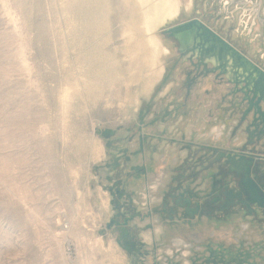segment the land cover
Here are the masks:
<instances>
[{"label": "rangeland", "instance_id": "rangeland-1", "mask_svg": "<svg viewBox=\"0 0 264 264\" xmlns=\"http://www.w3.org/2000/svg\"><path fill=\"white\" fill-rule=\"evenodd\" d=\"M177 1L155 31L167 51L145 93L133 0H0V264H264L256 223L232 229L217 212L183 223L179 210L171 220L161 211L164 195L169 207L227 188L225 166L202 149L236 148L219 118L226 87L181 61L164 31L199 19L264 69L241 0ZM214 127L225 129L215 143ZM161 168L155 203L147 186ZM160 228L166 239H142Z\"/></svg>", "mask_w": 264, "mask_h": 264}, {"label": "flooded vegetation", "instance_id": "flooded-vegetation-1", "mask_svg": "<svg viewBox=\"0 0 264 264\" xmlns=\"http://www.w3.org/2000/svg\"><path fill=\"white\" fill-rule=\"evenodd\" d=\"M239 2L242 7L240 8L238 6L237 8L242 9L241 13H243V15L245 16L244 19L241 20L242 25L245 27L244 31L247 33V35L251 34L253 37L262 38L264 42V0H241ZM247 58L250 59L249 57ZM250 60L258 65L252 59ZM193 63L195 64L196 62L193 61ZM190 66L194 70V72L197 73V75L206 76L203 75L204 68H195L191 64ZM258 66L262 70H264L260 65ZM210 75L213 76V79L217 84L226 87L225 92L222 94L219 101H217L218 109H221L219 118L222 119L225 124L229 123L230 126L228 127V139L230 142L234 141V145L236 146V148L232 150H226L224 148L210 147L207 149L203 148L202 151L205 152L208 157H210V161H213L216 164L222 163L225 166L228 175L231 177L229 186L225 189L218 190L210 200H205L204 203L200 201H192L189 197H177L174 199V204L167 207L166 203H164L165 195L161 198L160 201L158 194V198L156 200L157 202L160 201V206L162 207L161 211L168 214L167 218L169 220L173 219L179 211L180 213L178 214H180L181 219H178L177 222L182 220L183 223L185 221L192 223L190 222V220L199 217V214H203V216L205 217H211L214 212H217L218 214H220L221 219H225V217L227 216L233 218L234 221H232V224L230 225L232 229H235L234 227L236 226L238 221L242 220H247L249 223H256L260 229H264V227L261 228L260 226V224L264 225V196L261 197L258 194L252 192L249 186L247 187V185L245 184L243 176L231 171L230 162L232 163V161L227 162L225 157L227 155L233 157V161H235L234 164H239L236 161H238V158L240 156L244 157L245 159H252V164L249 166V174L247 177L262 191L264 195V116L260 117L259 115L254 114V107L249 110L248 101H241L240 98L242 96L240 94H231L232 87L228 85L222 77H217L215 74ZM147 102L149 104L153 101ZM141 105L142 102L138 104L136 113L139 112ZM165 107L168 106L166 105L164 106V108ZM260 111L263 113V108H260ZM151 115L153 117V115L155 114ZM224 127H226V125ZM224 132L225 129L222 131L220 130V128L214 127L212 129V134H214L216 139L212 140L213 143L218 142L219 139L223 137ZM241 136H243L242 139H240ZM146 146L148 145L146 144L145 147ZM184 146L185 148L188 147L187 145ZM221 154L224 155L221 156ZM186 199L190 201L189 205L184 202V200ZM157 219H159L160 221L159 216ZM145 223H150V220H147ZM144 227L146 226L144 225ZM143 233L144 232H142V239H144ZM147 233L150 238H145L144 241H149L150 246H152L154 244V240H156V237L158 238L159 235H156L155 237L154 232L151 229L148 230ZM168 235L169 233H167L166 238L168 237ZM234 240H236L235 237H233V239H229L230 245L235 246Z\"/></svg>", "mask_w": 264, "mask_h": 264}, {"label": "water", "instance_id": "water-1", "mask_svg": "<svg viewBox=\"0 0 264 264\" xmlns=\"http://www.w3.org/2000/svg\"><path fill=\"white\" fill-rule=\"evenodd\" d=\"M164 34L176 41L181 61H188L195 68H204L203 75L215 74L222 77L232 87L231 94H240L241 101H248L249 110L254 107V114L264 116V111L263 113L260 111V108L264 110V70L258 65L199 19H191L169 27ZM225 157L227 162L232 161L231 171L243 176L245 184L252 192L264 196L247 177L252 159L240 156L236 161L239 164H234L233 157L229 155ZM184 202L190 204L188 199Z\"/></svg>", "mask_w": 264, "mask_h": 264}, {"label": "bare ground", "instance_id": "bare-ground-1", "mask_svg": "<svg viewBox=\"0 0 264 264\" xmlns=\"http://www.w3.org/2000/svg\"><path fill=\"white\" fill-rule=\"evenodd\" d=\"M133 1L138 12V23L136 25V30L139 35V40L136 46H139V48L143 51V60L146 67V71L144 73L145 78L144 80L142 79L144 81L142 85V90L143 92L148 93L153 89L155 83L157 82L162 73V68L160 66V57L162 56V52L164 53L167 51V49L164 48L160 40L155 36V31L158 30L159 27L164 24L167 20L173 19V17H175V15L178 13L180 6L177 0ZM164 175L165 174L163 172V169L161 168V174L157 176L158 178L156 177L157 179H153L151 183L147 186V190L148 192H150V195H148V197L152 199V201H155V203L157 202L156 199L158 198L156 194L160 192V186H162L163 184ZM146 197V195L143 196V198L145 199ZM147 202H149V200H146L145 203L147 204ZM103 206L106 207L105 201H103ZM63 225L64 224L62 222L59 229L64 231L65 229H67V227L65 228L63 227ZM159 231V237H156V240L159 241L164 236L166 239L167 233H169L168 229L162 230L160 228ZM143 236L146 239L150 238L147 232H144ZM176 239L177 240L173 241L174 247L180 250L182 248L187 247L186 242L178 238ZM193 239L195 240V242H198V238L196 236H193ZM93 245L106 249L103 246V242L96 238H94V242L91 243L92 247Z\"/></svg>", "mask_w": 264, "mask_h": 264}]
</instances>
